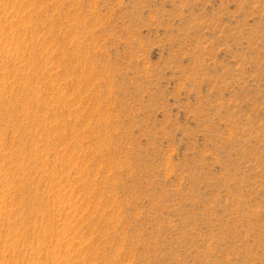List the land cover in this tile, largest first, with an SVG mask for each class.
<instances>
[{
    "label": "rangeland",
    "instance_id": "obj_1",
    "mask_svg": "<svg viewBox=\"0 0 264 264\" xmlns=\"http://www.w3.org/2000/svg\"><path fill=\"white\" fill-rule=\"evenodd\" d=\"M0 264H264V0H0Z\"/></svg>",
    "mask_w": 264,
    "mask_h": 264
}]
</instances>
